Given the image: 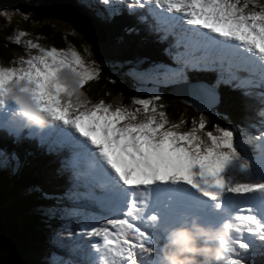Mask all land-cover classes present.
Instances as JSON below:
<instances>
[{
    "label": "snow or ice",
    "instance_id": "6c2138e0",
    "mask_svg": "<svg viewBox=\"0 0 264 264\" xmlns=\"http://www.w3.org/2000/svg\"><path fill=\"white\" fill-rule=\"evenodd\" d=\"M102 2L110 4L111 0ZM146 3L155 4L160 11H149L182 33L185 50L177 51L174 58L183 67L174 70V75H182L185 68L213 71L215 68L202 61L219 53L221 59L228 60L229 77L221 75L215 85L205 86L210 97L218 102L215 89L232 81H237L233 87L242 89L245 96L253 94L252 88L264 89V6L246 12L250 3L256 7L255 0H244L243 6L240 0H131L129 13ZM25 35L16 34L14 42L20 44ZM26 46L38 54L21 60L19 67L0 65V109L14 105L8 111L21 116L18 105L5 93L12 81L27 80L31 85L27 91L41 110L51 122L62 126L63 143L77 149L74 162H86L91 183L106 190L105 200L115 205L118 218H108L103 224L87 223L83 229L87 236L98 238L91 246L98 255L95 264H155L146 257L156 252L157 240H164L166 228L189 216L211 225L218 213L235 207L232 197L248 203L234 215L235 225L223 223L237 234L224 242V264H244L241 250L250 248L242 238L244 233L264 242V130L250 137L260 143L255 146V157H249L238 150L233 130L217 125L215 131H205L203 117L198 122L194 119L189 131H176L184 121L170 124L166 113L159 110L163 105L157 106L159 96L135 99L133 103L140 106L135 109L113 108L104 100L89 106L83 92L73 93L57 73L61 68L77 72L81 90L99 79L98 69L89 67L73 47L46 48L31 40ZM180 46L178 40L176 47ZM240 72L249 75L242 77ZM256 95L264 104V90ZM257 115L264 126V108ZM0 130L17 140L23 134L2 124ZM11 160L0 151V167ZM161 186L173 189L164 205L168 218L163 221L156 207ZM154 230H159L158 234Z\"/></svg>",
    "mask_w": 264,
    "mask_h": 264
},
{
    "label": "trees",
    "instance_id": "16d2710c",
    "mask_svg": "<svg viewBox=\"0 0 264 264\" xmlns=\"http://www.w3.org/2000/svg\"><path fill=\"white\" fill-rule=\"evenodd\" d=\"M36 1L0 0V64L7 65L9 62L12 64L13 60L10 59V56L15 51L27 52V55L36 52L37 50L35 49L27 48L26 45L29 40L46 48L58 47L67 50L69 47H73L79 52L81 57H83V52L80 47L84 46V51L87 52L89 56L87 59L90 62L95 57L101 58L98 65L100 68L99 79L89 82L81 89L84 98L89 102L104 100L105 103L115 106L126 104L133 93L131 85L135 81L130 85L127 78L122 80L115 79L111 76L113 70L116 72L123 70L121 74L125 77L124 62L126 59L135 58L142 61L147 57L157 56L160 52L158 45L145 33L142 31L138 32L134 29V26L131 27L130 23L123 17H113V19L103 23L108 32L106 42L100 45L95 44L94 41L84 42L80 35L81 38L75 32L72 33L70 31V27L66 31H62L59 28L48 29L49 24L44 20L42 22L32 20L31 10ZM84 4L87 5L86 1H84ZM8 8H16L18 13L16 15L17 24L21 28L25 25L29 30V35L23 36V41L18 44L19 47L14 44V38L19 33L18 31L15 30V34L10 37L9 41L5 39L12 23ZM25 16L28 18L25 19ZM4 47L8 48V50L3 51ZM162 48H164V45ZM170 53H173V51H170ZM21 60V57L19 59L14 58V63L19 64ZM158 83L159 81L152 77L145 88L149 89L152 94H161L160 97L163 96V111L168 116L169 121L180 123L183 120L184 123L181 126L187 128L194 119L197 122L200 120L197 111L183 100L167 95L165 92H158L156 90ZM146 93L143 96H147ZM167 98L170 99V104ZM220 101V109L233 120L241 119L247 108L245 98L235 90L228 91L225 89L222 91ZM215 114L221 116L218 111H215ZM211 119L210 117L209 120ZM210 125V122H206V129H210ZM241 132L245 133L246 131L241 127ZM49 161L40 155H33L15 175L0 171V214L4 222V240L0 255L4 251H8L9 242L13 239L19 250L33 255L30 264H40L36 258L44 246L46 236L44 223L42 222L44 217L39 214L36 216V212L26 215L20 220H18V217L29 210L28 208L35 201V192L31 186L48 188L58 184L54 176L56 168L51 161L49 164ZM27 169H35L41 181L35 182L32 178H29ZM26 185L28 187H25ZM22 188L31 189L27 193H21ZM14 262L16 261H11V263Z\"/></svg>",
    "mask_w": 264,
    "mask_h": 264
},
{
    "label": "rangeland",
    "instance_id": "374dc122",
    "mask_svg": "<svg viewBox=\"0 0 264 264\" xmlns=\"http://www.w3.org/2000/svg\"><path fill=\"white\" fill-rule=\"evenodd\" d=\"M54 2L55 1H53V3ZM77 2H80V0H77ZM240 2L243 4L244 3V0H240ZM255 2H256L255 5H257V6H260V7L264 6V0H255ZM66 5L70 7V10H68V9H66V10H68L70 12L73 11L72 5L69 2H67ZM249 7H251L250 9H253L254 6L251 4V5H249ZM62 9H65V8H59V9H57V11H58L57 12L56 11V8L53 7L49 2H47L45 0H37L36 3L34 4L32 10H31L32 20H36V22H42L44 20L45 22H47L49 24L48 29L59 28L62 31H66L68 29V27H70V31L72 33L75 32L78 35L79 38L85 36V37H83V41L84 42H89V41L90 42H93L94 41V43L97 44V45H100L101 43L106 42V39H107V36H108V32H107V29L104 27V24L103 23L100 22L101 25L103 26L102 36L104 34V37H102L100 41H97V40H95L93 38L87 37L84 34V32H82L79 28L78 29H79V32L80 33L77 32L73 28L74 26L72 25V23L70 22V20L67 19V17H65L62 14V12H61ZM8 13H9V16L11 17V19H12V21H11L12 23H11V27L9 28V30L7 32V36L5 37V39L7 41H9L10 40V37H12L15 34V30L18 31L19 33L20 32H24L27 35H29V30L26 28V26L23 25L22 28H21V26L18 25L17 22H16V15L18 14L16 8H13V9L12 8H8ZM89 13L93 17H95L96 19H98L97 18V15L98 14L95 11L89 10ZM105 15L106 16L110 15L109 9L106 10ZM84 30L87 32V29L86 28ZM99 31L100 32H98V36L101 37V30H99ZM23 38L24 37H21V42L23 41ZM14 44L17 47H19L17 43H14ZM80 48H81V50L83 52V57L84 58H88L89 56L87 55V52L84 51V46H82ZM57 49H62V48H58L57 47ZM7 50H8V48L4 47V50L3 51H7ZM26 53L27 52L22 53L21 51H18V52L15 51L14 54H12L10 56V59L13 60V62H14V58L15 59H19L21 56L27 55ZM100 60H101L100 57H95L94 60L91 61L93 63L95 62L94 65H93V63H91V65H89L88 63L87 64H88L89 67H95L96 69L99 70L100 68H99L98 65H99ZM154 61H156L158 64H161L162 63V65H164V62L162 61L161 57L158 56V55L157 56H154ZM124 70H125V72H127V74L131 78H133V80L135 81V83H132L133 81H131V79H129V77L127 75L125 77L122 76L121 73H123V70L120 71V72H116V71L113 70L111 76L113 78H115V79H118V80H122L124 78H127L129 80L130 84L132 83L131 87L133 89V93L132 94H133L134 98L135 99L136 98H139L140 97L139 95L144 90V88L142 87V84L140 82L147 80V78L149 76V68L148 67H145L144 62H142L141 60H138V59H135L134 58V59H126L125 60V62H124ZM185 85L186 84L184 82H182V83L179 84V86L181 88H184ZM177 92H178L177 90H167L166 91V94L167 95H170V96L177 97L176 96V93ZM167 99H168V103L170 104V99L169 98H167ZM162 102H163V100L161 98L159 100V103L162 104ZM124 106L130 107V104H126ZM242 129H245V128L242 127ZM74 155H72V158H71L72 160L70 162V164L73 167H75ZM11 157H13V156H11ZM15 158H16L15 160H11V163L12 164H17V163L22 164V163H24V160L25 159H27V161H28L29 158H31V156L30 157H25L24 154L21 151H17V155L15 156ZM4 170H5L4 167L0 168V171H4ZM27 170H28L27 176L29 178H32V180H34L35 182L36 181L37 182H40L41 181V179L37 175V172L35 171V169H27ZM4 172H6V171H4ZM79 175L80 174H75V176L77 178H80ZM87 176L88 175H85L84 174V176L82 178H80V180L82 181V184L87 183V179H88ZM72 185L73 184H70L68 186H65L64 189H67L69 187H73ZM25 187H28V185H26ZM31 188L35 189L34 190V192H35L34 193L35 201L33 202V205H31L28 208L29 210H27L26 212H24L22 215H20L18 217V220H20L22 217H24L26 215H30V214H32L34 212H36V216L38 214L39 215L42 214V215H44L45 217L48 218L49 215H50L51 206H50V203L48 201V198L47 199L45 198L44 193L49 192V191H56L57 189H53V186L52 187H48V188H42L41 187L40 188V191L41 192H40L39 190H37L35 188V186H31ZM31 188H29V189H31ZM29 189L22 188L21 193H27V191H29ZM2 222H3V220H2ZM42 222L44 223V228H45L46 236H45V240H44V246H43L41 252H39V254H38V256H37L36 259L38 260L39 258H43L44 257V258H46L48 260V257L46 256V248H45V246H46L48 240L50 239V232H48V230H47V220H46V218H44ZM3 226H4V222H3ZM51 235H52V232H51ZM5 248H6V246H5ZM32 256L33 255H29V253H27V252H25L23 250H19L18 249V246H16L14 240L11 239V241L9 242L8 251H6V252L4 251L0 255V264H30V260H31V257ZM13 260H15L16 262L11 263V261H13Z\"/></svg>",
    "mask_w": 264,
    "mask_h": 264
},
{
    "label": "clouds",
    "instance_id": "9594fccd",
    "mask_svg": "<svg viewBox=\"0 0 264 264\" xmlns=\"http://www.w3.org/2000/svg\"><path fill=\"white\" fill-rule=\"evenodd\" d=\"M57 76L73 93L81 94L77 72L71 68H61ZM30 87L27 80L17 79L8 85L5 95L18 105L20 115L28 125L43 128L50 118L41 110L31 92L27 91ZM228 237L229 231L224 225L217 227L204 224L197 216L185 217L177 226L164 230V243L160 250L161 264H213V261L224 264L226 253L223 245Z\"/></svg>",
    "mask_w": 264,
    "mask_h": 264
},
{
    "label": "bare ground",
    "instance_id": "6f19581e",
    "mask_svg": "<svg viewBox=\"0 0 264 264\" xmlns=\"http://www.w3.org/2000/svg\"><path fill=\"white\" fill-rule=\"evenodd\" d=\"M45 1L49 2L53 7H55L56 11L59 8H65V9H62L61 12L65 17H67V19L70 20V22L74 26L73 28L77 32H79V29H80L82 32H84V34L87 37L93 38L96 40H101L103 26L92 17V15L89 13V11L85 7L79 5L75 0H45ZM53 1L55 2L53 3ZM67 2H69L72 5L73 11L71 12L68 11L70 10V7L66 5ZM85 28L87 29V32L84 30ZM99 30H101V37L98 36V32H100ZM165 88L168 90H171L173 87L165 86ZM180 91H181L180 93L185 92L183 90H180ZM0 221L3 227L1 214H0Z\"/></svg>",
    "mask_w": 264,
    "mask_h": 264
},
{
    "label": "water",
    "instance_id": "95a60500",
    "mask_svg": "<svg viewBox=\"0 0 264 264\" xmlns=\"http://www.w3.org/2000/svg\"><path fill=\"white\" fill-rule=\"evenodd\" d=\"M188 86H190L192 89H194V91H195L196 93H199V94H202V95H205V96H210V95L208 94V92L206 91V87H205V86H207V85H205V84H203V83L194 82V83H189ZM182 87H183V86H182ZM180 92H181V91H178V92L176 93V96H177L178 98H182V99H183V97L181 96ZM186 94H187V92H186ZM209 98H210V99H209V102H210V103H213V101H214L213 98H212V97H209ZM3 233H4V228L2 227V224H1V221H0V251H1L2 246H3V240H4Z\"/></svg>",
    "mask_w": 264,
    "mask_h": 264
}]
</instances>
